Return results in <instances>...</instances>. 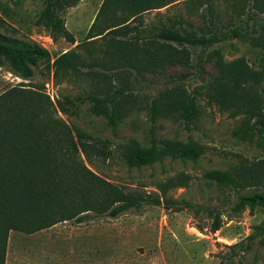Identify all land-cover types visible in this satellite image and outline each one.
Returning <instances> with one entry per match:
<instances>
[{"label": "rangeland", "instance_id": "374dc122", "mask_svg": "<svg viewBox=\"0 0 264 264\" xmlns=\"http://www.w3.org/2000/svg\"><path fill=\"white\" fill-rule=\"evenodd\" d=\"M103 1L74 0L73 3L70 0L71 6L59 11L75 38L76 43L71 44L63 38L54 40L50 31L37 24L46 0H0V34L37 44L51 55L50 65L39 64L28 80L0 57V97L13 88H40L54 106L52 116L67 126L78 142L77 147L80 148L79 134L84 142L93 146L90 161L80 150L79 162L124 193L146 199L159 198L161 205L146 204L117 218L90 213L83 223L63 221L31 234L11 231L5 264H228V259L234 263L264 264V232L259 229L264 227V208L233 210L238 197L264 192V186L235 193L218 188L204 178L211 171L264 169V133H256L251 141L235 137L243 117L232 118L228 112L208 103L206 85L217 70L210 62H198L199 49H191L193 67H167L161 75L145 74L138 81L134 77L130 81L135 84L140 99L147 103L173 83L188 88L200 107V117L190 129L172 118L151 122L148 106L135 109L112 128L106 118L90 111L88 103L78 106L70 103L93 91V81L86 72L102 71L104 41L87 43L82 49L76 46L85 43ZM211 3L223 24L222 32L229 34V28L240 26L249 34L253 26L256 37L264 28V13L260 10H252L247 26L246 22H232L229 0H211ZM206 19V5L194 10L181 0L142 14L131 26L138 28L141 36H146L152 28L170 26L174 22L180 28V20L183 27L200 33L208 24ZM214 47L220 50L226 62L244 59L260 73V81L254 89L262 99L264 112V50L240 39L227 40ZM69 51L79 53L85 64L78 74L57 78L52 64ZM211 52L212 49L205 56ZM152 139L158 145L166 141L195 143L203 149V155L197 162L165 158L152 166L128 168L122 159L125 144L135 140L149 147ZM74 184L81 185L77 180ZM165 200L174 204L171 209H167ZM182 201L190 207L175 211L183 205ZM217 212L222 214V227L213 233L211 225ZM240 243L249 248L233 247Z\"/></svg>", "mask_w": 264, "mask_h": 264}, {"label": "trees", "instance_id": "16d2710c", "mask_svg": "<svg viewBox=\"0 0 264 264\" xmlns=\"http://www.w3.org/2000/svg\"><path fill=\"white\" fill-rule=\"evenodd\" d=\"M70 0H46L38 25L44 26L54 40L63 38L75 44L74 36L59 15ZM181 0H104L87 33L85 43L104 41L100 65L102 71H88L93 81V91L86 97L76 98L71 104L88 103L90 111L103 116L107 125L115 128L131 112L148 106L151 122L159 118H172L190 127L200 117V107L195 95L178 83L165 88L149 103L140 99L131 77L138 81L145 74L161 75L167 67H193L192 50H200L198 62H210L216 75L206 85L208 103H213L232 118L243 117L241 127L234 133L240 139L253 140L256 133H264L262 99L255 90L260 73L253 70L244 59L226 62L214 46L232 39L248 41L253 47L264 50V28L245 32L240 26L222 32L223 24L215 14L211 0H184L191 9L207 6V26L199 32L189 30L178 21L170 26L151 29L141 36L138 28L131 26L142 14L179 3ZM226 1V0H225ZM74 3V0H73ZM77 2L75 1V4ZM232 22L252 19V10L264 13V0H229ZM204 18V15H202ZM247 19L243 20V17ZM191 27V25H189ZM212 49L211 54L205 56ZM0 57L5 58L24 80L32 78L39 64L50 65L48 50L37 44L9 39L0 34ZM85 62L76 51L57 57L52 67L55 75L69 77L79 73ZM198 65V64H196ZM195 65V66H196ZM37 90L13 88L0 97V264H5L8 236L11 231L31 234L47 229L59 222L74 220L83 223L90 213L117 218L130 209L139 210L144 205H161L159 198L146 199L141 195L124 193L120 188L99 178L77 160L80 150L90 161L93 146L84 142L80 148L67 126L55 119L49 98ZM203 149L195 143L166 141L158 145L152 139L149 147L132 140L125 144L122 159L128 168H142L162 162L165 158L197 162ZM204 178L221 189L238 193L251 187L264 186V169L237 171H211ZM80 181L81 185L74 184ZM171 209L169 200H165ZM183 202V201H182ZM181 202V203H182ZM190 204L175 208L184 211ZM264 208V192L240 196L235 212L246 208ZM214 215V214H212ZM222 227V214L217 212L211 225L216 233ZM263 230L264 227L259 228ZM250 237L249 239H252ZM240 246L247 250L248 245ZM228 264L234 263L228 259Z\"/></svg>", "mask_w": 264, "mask_h": 264}]
</instances>
